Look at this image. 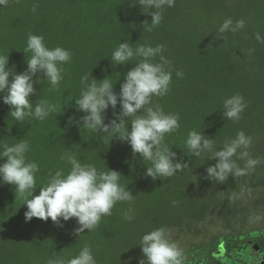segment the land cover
Returning a JSON list of instances; mask_svg holds the SVG:
<instances>
[{
	"label": "trees",
	"instance_id": "1",
	"mask_svg": "<svg viewBox=\"0 0 264 264\" xmlns=\"http://www.w3.org/2000/svg\"><path fill=\"white\" fill-rule=\"evenodd\" d=\"M135 3L138 0H9L7 6H0V54L9 56V67L14 68L10 71L27 69L32 53L24 50L30 33L42 35L49 48L59 46L72 53L58 89L46 79L34 85V105L41 98L60 106L47 119L26 118L23 124L17 123L0 93V145L11 146L20 139L29 143L27 160L39 165L36 194L47 184L50 171L54 174L63 169L67 174L71 165L60 156L70 151L82 164L120 172V183L128 185L134 195L132 204L117 202L110 216L102 217L93 230L79 236L74 234L79 227L76 218L62 221L63 226L51 218L45 222L33 217L26 222L25 197L16 194L14 185L0 183V264H49L57 257L78 255L85 245L91 247L97 264H140L142 236L154 229L166 227L171 240L180 238V233L197 236L209 217L235 229L246 211L240 203L254 201L260 206L255 194L264 196V0H175L173 7L163 10L161 23L151 32L144 30L149 25L143 24L151 22L152 16L138 4L133 6ZM34 4H38L35 12ZM229 18L233 22L242 19L245 26L235 33H220V26ZM125 40L153 47L162 44V55L171 61L170 90L166 96L153 97V105L159 104L165 113L179 114L181 126L165 135V143L177 153V162L182 157L189 166L170 178L147 177L150 162L134 155L128 143L114 133L91 132L75 122L84 115L75 104L83 75H89V82L92 75L98 81L109 76L119 93L124 75L137 62L113 65L110 57ZM177 71L183 72V77H177ZM43 77L38 72L33 79ZM236 94L244 97L247 107L241 118L233 121L223 116V101ZM120 111L118 103L115 112ZM70 117L75 118L71 124ZM115 118L109 107L105 123ZM131 119L127 121L129 129ZM191 130L212 137L217 150L244 131L252 138L250 158H259L261 163L223 183L208 180L206 169L217 160L186 155ZM238 163L244 166V161ZM130 207L134 218L127 221L123 213ZM229 238L228 244L255 243L264 251V232L245 239ZM200 249L185 250L183 257L193 251L201 254ZM227 252L222 258L208 251L206 261H226Z\"/></svg>",
	"mask_w": 264,
	"mask_h": 264
},
{
	"label": "clouds",
	"instance_id": "2",
	"mask_svg": "<svg viewBox=\"0 0 264 264\" xmlns=\"http://www.w3.org/2000/svg\"><path fill=\"white\" fill-rule=\"evenodd\" d=\"M8 2L9 0H0V6H7ZM137 4L142 12L152 16L151 22L145 21L143 24H148L144 30L151 32L161 23L163 10L173 7L175 0H138L133 6ZM37 7L38 4H34L32 11L35 12ZM244 26V20L233 22L229 18L220 26L219 32L235 33ZM256 38L261 40L259 33ZM44 39L42 35H28L24 52L26 54L30 51L32 55L27 58V69L23 72L10 71L9 69L14 68L9 67V56L0 54V93H4L3 103L10 106L9 115L17 123L23 124L26 118L43 121L60 107L41 98L35 105L31 100V96L37 91L34 85L44 79L53 89H58L64 78V65L72 59L69 50L59 46L49 48ZM164 50L162 44L153 47L126 40L119 43L110 57L113 65H127L134 59L137 61L124 75L119 93L114 91L116 82L113 83L109 76L98 81L91 73V82L88 74L81 77L83 87L79 97L75 98L77 111L84 113L79 121H75L76 124L91 132L99 130L106 134L114 133V137L128 143L134 155L138 154L143 161L150 162L151 166L146 164L145 175L153 180L170 178L189 166L182 157L177 162V153L165 143V135L177 132L181 126L179 114L165 113L159 104L153 105V97L166 96L172 81L171 61L162 55ZM156 57H159V62H155ZM38 72H42L44 77L34 80ZM183 75V72H176L177 77ZM118 103L121 111L116 113ZM109 107L114 110L116 118L105 123ZM246 107L247 103L242 95H233L223 101V116L238 121ZM141 112L144 114H138ZM129 118H132L130 129L127 123ZM74 119L70 117L69 123ZM251 145L252 138L244 131H239L234 139L223 144L222 150H217L212 137L205 135L204 131L191 130L187 136L185 153L191 157L217 160L206 169L205 178L223 183L229 176H241L261 163L259 158H250L248 149ZM0 148V160L6 158L0 164V183L14 185L16 194L25 197L23 205H27L24 214L26 222H30L33 217L45 222L51 218L53 223L63 226L62 221L76 218L79 227L74 229V234L80 236L85 230H93L102 217L110 216L117 202L133 203L134 195L128 185L120 183V172L109 167L107 171H103L98 170L94 164H82L70 151L60 156L62 161L71 165L67 174L63 169L55 170L54 174L50 171L47 184L40 187L39 194H36L39 165L27 160L29 143L20 139V142L11 146L4 143ZM238 161H244V166L241 167ZM123 216L125 220L131 221L134 218L132 207ZM139 245L143 254L140 264H183V250L169 238L166 227L144 234ZM49 264L97 262L91 247L85 245L78 255L70 258L57 257L50 260Z\"/></svg>",
	"mask_w": 264,
	"mask_h": 264
},
{
	"label": "rangeland",
	"instance_id": "3",
	"mask_svg": "<svg viewBox=\"0 0 264 264\" xmlns=\"http://www.w3.org/2000/svg\"><path fill=\"white\" fill-rule=\"evenodd\" d=\"M255 198L260 202V206H256L254 201L240 203V206L246 207V211L244 220L242 219L235 229L225 228L220 223L221 221H214L209 217L202 224L200 234L197 236L185 233H180V238L173 236L172 240L179 244L183 252L193 247H202L199 251L201 254L197 251L187 253V256L183 257V264H208L206 261L207 252L219 251L218 248L222 241H225L227 250L229 248L228 252L231 250V253L228 255L227 252L226 261L216 259L212 264H261L264 259L262 260L261 256L259 257L260 252L254 249L255 243L253 245H249L247 242L231 245L227 241L229 237L231 240L239 237L245 239L264 232V196L261 192H257Z\"/></svg>",
	"mask_w": 264,
	"mask_h": 264
},
{
	"label": "flooded vegetation",
	"instance_id": "4",
	"mask_svg": "<svg viewBox=\"0 0 264 264\" xmlns=\"http://www.w3.org/2000/svg\"><path fill=\"white\" fill-rule=\"evenodd\" d=\"M222 244H223V245H224V247H225V248H224V249H225V253H222L220 256L223 258V257H224V255H225V254H226V252H227V247H226V245H225L226 243L222 241V242L220 243V245H219V248H218V250H222V248H221V245H222ZM258 251L260 252V255H259V257L261 256L260 258L263 260V259H264V251H263L262 249H260V248H259V250H258ZM215 252H217V251H215Z\"/></svg>",
	"mask_w": 264,
	"mask_h": 264
},
{
	"label": "water",
	"instance_id": "5",
	"mask_svg": "<svg viewBox=\"0 0 264 264\" xmlns=\"http://www.w3.org/2000/svg\"><path fill=\"white\" fill-rule=\"evenodd\" d=\"M253 246H254V249H255V250H259V245H258V244H254ZM221 248H222V250H219V251H217V252L214 253V255H215L216 257H220V255H221L222 253H225V249H224L225 247H224L223 244L221 245ZM261 264H264V260L261 261Z\"/></svg>",
	"mask_w": 264,
	"mask_h": 264
}]
</instances>
